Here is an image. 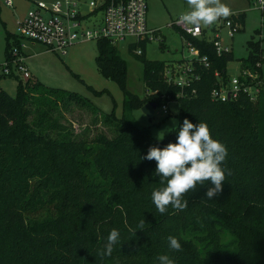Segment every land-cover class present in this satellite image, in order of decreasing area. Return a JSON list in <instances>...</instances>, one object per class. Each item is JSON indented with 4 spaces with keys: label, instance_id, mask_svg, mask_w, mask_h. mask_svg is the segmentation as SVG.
Masks as SVG:
<instances>
[{
    "label": "trees",
    "instance_id": "1",
    "mask_svg": "<svg viewBox=\"0 0 264 264\" xmlns=\"http://www.w3.org/2000/svg\"><path fill=\"white\" fill-rule=\"evenodd\" d=\"M234 21L239 23L238 30L242 29L244 14L234 16ZM189 38L207 55L208 65L191 60L188 73L193 77L181 87L167 81L165 72L170 66L166 61L149 60L142 52L138 55L147 86L144 97L126 90L127 64L116 45L98 40L97 67L123 89L124 115H102L108 125L115 121L112 125L117 131L111 136L98 132L91 139L52 143L56 159L47 142L26 144L22 118L25 104L36 95L37 100H47L50 92L66 90L47 87L33 76L23 80L15 74L12 76L19 81L15 95L0 85V264H159L160 255H168L175 264H264L261 41L250 40L247 60H240L241 69L257 74L247 80L260 88L257 99L250 100L247 93L240 92L220 100L211 92L228 83L232 51L217 54L212 42ZM13 39L14 44L5 52L8 59L13 46L21 47L23 41L16 34ZM178 62L183 64L184 59ZM4 76L0 72V81ZM67 94L75 101H86ZM151 101L162 107L169 101L180 103L177 127L160 140L127 116ZM185 118L193 124L206 123L213 139L226 145L225 166L231 175L226 172L217 198L205 197L212 186L209 181L186 195L185 210L169 206L161 214L151 198L152 191L162 187L154 175L156 161L141 157L149 147L163 148L176 142ZM10 186L14 188L13 200L8 195ZM141 220H145L143 231L137 229ZM112 229L120 232V242L111 256L101 257ZM170 235L180 241L183 251L169 248Z\"/></svg>",
    "mask_w": 264,
    "mask_h": 264
},
{
    "label": "rangeland",
    "instance_id": "2",
    "mask_svg": "<svg viewBox=\"0 0 264 264\" xmlns=\"http://www.w3.org/2000/svg\"><path fill=\"white\" fill-rule=\"evenodd\" d=\"M34 1L36 0H13V5L8 6L5 0H0V72L7 58L6 49L15 42L13 34L17 35V23L25 19ZM44 1L50 5L58 0ZM59 1L64 5L65 0ZM78 2L77 7L81 10L87 8V0ZM221 2L231 9L232 14L227 18H220L212 25H201L206 29L207 38L214 39L219 35L221 44L232 51L233 59L227 65V72L231 76L238 74L240 60H247L248 42L261 41L260 74L264 82V7H261L260 0H221ZM187 11L189 6L186 0H147V23L150 28H156L157 37L147 39L144 46H136L132 49L129 44L136 42L135 37H129L116 45L127 64L126 90L139 97H144L147 93V86L143 81V63L141 56L136 53L137 49H141L149 60L166 61L170 67L176 68L180 65L178 60L190 56L189 48L183 43L174 25L175 20ZM237 14H244L242 29L234 30L222 25L226 19L234 20ZM84 24L85 28H94L90 23ZM229 30L232 31V36L229 35ZM13 48L12 58L24 59L33 77L47 87L66 90V92H50L47 100H37L38 95H36L25 104L22 121L26 130L24 139L28 146L38 141H45L50 148L52 147L53 158L56 159L58 154L53 148L54 142L91 139L98 132L111 136L117 131V127L112 125L115 121L108 125L104 122L103 116L113 114L122 117L125 94L117 81L105 77L98 69L96 39L79 40L67 48L66 54L29 41H25L24 47L15 44ZM18 82L14 76H4L0 85L11 95H15ZM89 86L97 92L92 91ZM67 93L79 95L86 101H75ZM166 106L167 113L162 106H157L152 116H147L141 108L132 110L127 116L140 126L146 127L154 139L160 140L158 136L163 139L178 125L177 114L180 103L169 101ZM94 108L98 112L94 111ZM8 191L10 199L13 200L14 188L10 186Z\"/></svg>",
    "mask_w": 264,
    "mask_h": 264
},
{
    "label": "built area",
    "instance_id": "3",
    "mask_svg": "<svg viewBox=\"0 0 264 264\" xmlns=\"http://www.w3.org/2000/svg\"><path fill=\"white\" fill-rule=\"evenodd\" d=\"M79 0H65L64 5L61 1H56L48 5L44 0H36L33 7L29 10L24 20L17 23V35L23 40L34 44H42L49 49L59 50L66 54L67 48L74 45L79 40L84 39H106L112 44L117 45L126 41L129 37H135L136 42H131L130 46H136L141 42H146L154 36L157 37L156 28H150L147 23V0H87L88 6L81 10L78 6ZM82 1V0H81ZM86 2V0H83ZM6 5L12 6L13 0H5ZM263 8L264 2L260 0ZM85 22L90 23L94 28H85ZM183 43L189 48V57H184L183 64L178 68L168 67L165 76L168 82L178 84L183 87L189 84L192 74H189V64L191 60L197 59L208 65L207 55L202 54L193 45L191 38H205L212 42L217 54L228 52L230 49L224 47L219 40V35L214 39L207 38L206 29L201 25L199 28L183 24L179 18L175 20ZM223 26L238 30L239 23L226 19ZM232 36V31L229 30ZM143 51L137 49L136 53ZM14 53V51H13ZM1 74L12 76L19 75L23 80L29 79L32 74L24 59L6 58L1 66ZM179 74V75H177ZM215 72V76H219ZM179 76V77H178ZM257 74L249 69L239 70L237 75L228 76V83L221 84L212 89L211 95L220 100L236 97L240 92L248 94L250 100H256L260 88L257 85H250L247 80H253ZM262 82V81H260ZM164 112L167 113V106L163 105Z\"/></svg>",
    "mask_w": 264,
    "mask_h": 264
},
{
    "label": "clouds",
    "instance_id": "4",
    "mask_svg": "<svg viewBox=\"0 0 264 264\" xmlns=\"http://www.w3.org/2000/svg\"><path fill=\"white\" fill-rule=\"evenodd\" d=\"M189 11L179 17L183 24L199 28L200 25H212L220 18L232 14L231 9L221 0H186ZM158 139L160 136H158ZM228 149L222 142L213 139L208 125L204 122L193 124L187 118L180 127L176 142L165 147H149L146 156L141 159L156 161L154 175L160 178L162 187L154 189L152 202L157 211L165 214L169 206L175 211H183L188 207L185 199L189 192H195L198 185L211 182L205 197L207 200L217 198L223 191L226 172L225 166ZM145 220H141L137 229L143 231ZM131 230V229H130ZM168 245L172 251H183L180 241L169 236ZM120 242V232L112 229L107 236L101 257L111 256L114 246ZM159 264H175L168 255L157 257Z\"/></svg>",
    "mask_w": 264,
    "mask_h": 264
},
{
    "label": "water",
    "instance_id": "5",
    "mask_svg": "<svg viewBox=\"0 0 264 264\" xmlns=\"http://www.w3.org/2000/svg\"><path fill=\"white\" fill-rule=\"evenodd\" d=\"M157 107L156 102H146L145 104L142 105L141 110L147 115V116H152L154 113V109Z\"/></svg>",
    "mask_w": 264,
    "mask_h": 264
},
{
    "label": "crops",
    "instance_id": "6",
    "mask_svg": "<svg viewBox=\"0 0 264 264\" xmlns=\"http://www.w3.org/2000/svg\"><path fill=\"white\" fill-rule=\"evenodd\" d=\"M29 68V67H28ZM33 76V75H32Z\"/></svg>",
    "mask_w": 264,
    "mask_h": 264
}]
</instances>
